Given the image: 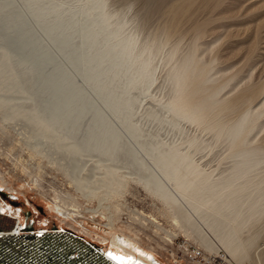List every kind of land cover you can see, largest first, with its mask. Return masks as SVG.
Here are the masks:
<instances>
[{
	"label": "bare ground",
	"instance_id": "bare-ground-1",
	"mask_svg": "<svg viewBox=\"0 0 264 264\" xmlns=\"http://www.w3.org/2000/svg\"><path fill=\"white\" fill-rule=\"evenodd\" d=\"M1 1L0 38L9 49L5 55L12 61L21 59L25 62L23 74H30L31 77L27 86L30 89L39 85L36 94L41 104L34 109L35 113L23 115L21 104L12 102L8 95H4L1 100V106L5 108L2 119L13 120L22 116L25 123L22 126L28 127L30 122L38 125L40 130L34 134L37 144L41 145L50 138L52 140L49 149L47 146V149L41 150L46 156L53 158L57 154L54 147L58 144L71 160L82 158L86 152L89 153L88 160L98 158L88 168L84 167L85 164L76 166V173L83 172L78 189L87 201L98 200L100 206L86 210L93 216L99 213L108 219L106 226L109 230L102 231L105 235H111L112 239L110 248H105L92 241L86 244L78 242L72 237L63 236L62 232L49 234L47 230H41L38 232L43 233L42 236L39 233L22 235L21 230L27 225L20 223L12 230L2 232L4 235L0 238H28L26 247L39 254L44 261L50 254L58 252L51 264H76V261L96 264L98 260L100 264H118L109 257V253L124 258L125 264H130L127 260L129 257L136 264H164L156 251L146 250L126 232L114 227L115 212L121 211L120 205L116 206L115 211H106L109 206H104L106 210L100 212L102 203L121 192L127 185L128 177L135 179L136 175V179L165 202L171 218L185 231L194 226L198 227L196 230H202L200 225H194L198 222L195 217L200 218L199 224L204 223L212 230L218 225L220 228L216 231L217 227L215 231L219 242L237 262H241L254 242L252 238L243 244L239 238L241 230L248 224L254 225L264 219V175L259 179L250 175L264 162V146L252 145L249 139L264 115V111H251L254 100L262 94L261 90L247 87L229 101L217 98L223 86L206 87L204 84L205 87H200L202 82L210 80V67L194 58L197 46L180 62L177 61L178 48L174 47L168 60L172 62L168 74L175 86L173 94L167 101L155 100L169 114L165 117L159 108L156 110L154 105L145 107L140 101V107L145 108L142 114L137 113L139 117L136 119L135 100L138 95L152 96L150 90L157 81V66L152 64L151 58L157 46L154 42L138 45V40L126 33L127 22L123 13L111 15L104 0H80L77 4L71 0H20L33 17V24H38L43 35L48 36L54 45L55 49H52V45H45L41 41V36L20 11L18 0ZM10 7L12 12L6 13ZM188 8L184 6L176 10L173 20L165 28L167 40L177 31L182 33L179 23L188 17ZM59 54L66 62L58 58ZM3 70L5 68H0V73ZM76 76L82 79V83L77 81ZM10 81L0 79V86ZM18 81L11 85L17 86ZM7 92L10 94L12 90ZM160 104L158 106L161 107ZM47 115L50 119L48 122ZM142 117L155 121L168 118L167 121L181 131L184 128L181 123L186 121L196 124L201 132H214L216 138L229 143V151L234 156L229 173L227 170V173L222 170L217 173L216 166L207 168L206 161L202 163L195 158L197 152L194 154L190 151L192 146L199 147L196 137L189 136L188 141L186 139L181 143L146 140L148 134L141 120L145 123L147 119L144 121ZM84 121L86 127L81 131L79 129ZM185 143H188L187 146ZM81 163H85V160ZM74 202L72 211L79 214L80 207L76 205L78 201L75 198ZM54 204L60 212L64 209L59 202L55 201ZM12 209L0 199V215L11 214ZM64 213L67 218L68 215ZM93 233L103 240L107 239L99 230ZM57 235H60L58 239ZM200 240L209 251L218 252L219 245L215 242L202 236ZM74 247L81 248L76 259L66 255ZM60 248L64 251H59Z\"/></svg>",
	"mask_w": 264,
	"mask_h": 264
},
{
	"label": "rangeland",
	"instance_id": "rangeland-1",
	"mask_svg": "<svg viewBox=\"0 0 264 264\" xmlns=\"http://www.w3.org/2000/svg\"><path fill=\"white\" fill-rule=\"evenodd\" d=\"M18 1L20 11L26 15V19L34 26L41 36V41L45 45H52L51 48L55 49L48 36L43 35L41 27L38 24H33L35 21L30 16L31 14L27 12L26 5L20 0ZM71 1L76 4L80 2V0ZM104 1L111 15L119 16L123 13L127 22L126 33L129 32L132 37L137 39L138 45L154 42V45L157 46V51L151 56L152 64L157 66L155 74L157 81L150 90L152 96L138 95V99L135 100L136 119L139 117L137 113L141 112L142 114L147 105L150 107L154 105L156 110L159 108L158 110H161L165 117L169 114L166 110L163 111L164 106L155 100L167 101L173 94V87L175 86H173L174 84L168 74L172 62H168V60L174 47L178 48L177 61L180 62L197 46L194 58L200 64L210 67V72H208L210 80L207 83L202 82L203 84L201 83L200 87H203L204 84H206V87L223 86L217 98L225 101L239 95L247 87H257L262 94L254 100L251 111L253 113L264 111V0ZM2 3L3 1L0 0V5ZM184 6L189 7V15L179 23L181 28L179 30L182 33L177 31L176 35L167 40L165 28L173 20L176 10ZM6 11V13L12 12L11 7ZM201 25L204 27L201 28ZM197 30H199L201 38L199 33L197 34ZM8 51L7 43L0 38V68H5L0 73V79L11 80L0 86V190H2L0 191V199L13 207L11 214L0 215V232L10 231L20 223L27 225L26 228L21 230L22 235H27V233L29 236L36 235L41 230H47L49 234L62 232L63 236L72 237L78 242L86 244L92 241L91 243H99L105 248H110L112 236L105 235L102 231L103 229L109 230L106 226L108 219L99 213L93 216L86 210L87 208L100 206L98 200L87 201L78 189L80 185L79 178L83 172L76 173V166L81 167L82 164H85L84 167L88 168L92 164L94 165V162H96L94 160L98 158L93 157L88 160L89 153L86 152L82 158L71 160L66 153L60 150L58 144L57 147H54L57 154L53 158L46 156L41 153V150L47 149L50 144L52 146V140L50 138L48 141L46 140L47 142L44 141L46 143L37 144L34 134L40 130L38 125L35 123L33 125L30 122L28 127L22 126L25 124L22 116L13 120L2 119L3 109L5 110V108L1 106V100L4 95H8V99L12 102L21 104L23 115L24 113L25 115L35 113L34 109L41 105L36 94L40 89L39 85L37 84L30 89L27 86V81L29 82L31 77L29 78L30 74H23V72L25 73V62L21 59L16 62L12 61L10 57L5 55ZM58 58L63 63L66 62L62 55L59 54ZM76 79L78 82L82 81L80 77L76 76ZM17 80L20 82L17 86L11 85ZM25 86H27L26 89ZM7 90H12V93L9 94ZM140 101L141 104H144V108L143 106L140 107ZM156 102L158 103L156 104ZM159 104L161 107L158 106ZM88 117L86 120L89 119ZM142 118L144 121L145 118L147 119L145 123L141 120L142 127L148 134L145 135L146 140H173L176 143L177 141L181 143L182 141L185 142L186 139L188 141L189 136L190 138L196 137L199 147L192 146L190 151L194 154L197 152L195 158L202 163L207 162L205 164L208 165L207 168H215L216 166L218 168L217 173L221 170L225 172L227 170L229 173L228 170L232 167L233 160H235L231 158H234V156L232 157L229 151V143L224 139L216 138L214 132H201L196 124L186 121H182L181 124L184 128L181 131L174 128L173 124H170L169 120L167 121L168 118H165V121L161 119L155 121L151 118H149L151 120H148L147 117ZM47 120L50 121L48 115L46 116V122H48ZM115 121L117 120L115 119ZM166 121L168 123L161 124V122ZM85 122L81 124L79 130L85 129ZM249 139L252 141V145L264 146V115L257 122V126L251 132ZM187 144L185 143V146ZM82 160H85V163H81ZM263 167L264 162L256 168L257 171L256 169L253 170L254 173L250 175L255 179H259L260 176L264 175ZM134 177L135 179H132V176L128 177L127 185L121 192L114 194L107 201H103L102 207L104 210L100 208V212L106 210L104 206H109L107 207L109 210L106 211H115L116 206L120 205L121 211L115 212L114 227L126 232L146 250L156 251L164 264H177L176 262L178 264H190L181 251L182 246L185 244L202 247L208 253L215 252L209 251L202 244L201 236L219 245V250L224 251L235 264H264V256L262 257V251L264 250V219L257 221L254 225L248 224L241 230L239 238L243 244L248 243L252 238H254V242L249 247L247 256L241 262H237L223 244L219 242L216 236V231L220 228L218 225L214 226L212 230L204 223L199 224L201 222L200 218L194 216L195 220L198 221L194 225H200L199 227L202 230H196L198 227L194 228L196 226L193 225L194 229L189 228V231H185L184 227H180L171 218L170 209L165 202L153 190L147 189L142 181L136 179V175ZM56 196L57 200L55 199ZM74 198L79 203H76L80 207L79 214L72 211L74 209L72 204L75 203ZM55 201L59 202L61 207H64L61 212L58 207L56 208ZM64 211L68 215L67 218H65ZM262 224L263 226H261ZM190 225L192 227V224ZM98 230L102 233L101 235L107 237L106 240L93 233V231ZM68 232H71L72 235ZM257 232H259L258 235H256ZM198 233L199 235H197ZM59 236L57 235V239ZM25 243L20 240L13 243L7 242L16 253L23 255L20 257H28L25 258L26 263L31 264L30 256L34 252L27 248L24 245ZM82 248L85 249V252H88L85 247L82 246ZM61 249L63 248H60L59 251H64ZM78 249L81 248L74 247V250L71 249L66 255L76 259L80 254ZM31 252L33 253L31 254ZM36 256L38 257L39 254H36ZM86 256H89V254ZM7 258L9 257L3 258L5 259L3 261H7L9 264H22L16 262V259L9 258V261ZM38 258L40 259V257ZM50 261L53 262L54 259H50ZM96 262V264L101 263L99 260ZM75 263L81 264L79 261Z\"/></svg>",
	"mask_w": 264,
	"mask_h": 264
},
{
	"label": "built area",
	"instance_id": "built-area-1",
	"mask_svg": "<svg viewBox=\"0 0 264 264\" xmlns=\"http://www.w3.org/2000/svg\"><path fill=\"white\" fill-rule=\"evenodd\" d=\"M181 251L190 264H235L222 250L208 253L202 247L185 244Z\"/></svg>",
	"mask_w": 264,
	"mask_h": 264
},
{
	"label": "flooded vegetation",
	"instance_id": "flooded-vegetation-1",
	"mask_svg": "<svg viewBox=\"0 0 264 264\" xmlns=\"http://www.w3.org/2000/svg\"><path fill=\"white\" fill-rule=\"evenodd\" d=\"M15 237H12V238H0V258L2 259V260H5V259H3V258H5V255H6V257L8 256L10 259H16L17 261L16 262H18V263H22V264H27L26 263V259L25 258H28V257H25V258H23V257H20V256H23V255H20L19 256V254L18 253H16V251H14L12 248H10L11 247V245H8L7 244V242H9V243H13L14 242V240L16 241H18V240H20V241H22V243H24V242H26V243H29V240H28V238H25V237H16L15 239H14ZM1 239H2V241H1ZM23 239H24V241H23ZM13 240V241H12ZM5 243H4V242ZM10 241H12V242H10ZM24 244L25 246H27V244ZM7 246H6V245ZM31 245H32V243H31ZM30 245V246H31ZM29 246V247H30ZM3 252V253H2ZM10 252V253H9ZM33 253V252H32ZM56 253H58V252H56ZM56 253H52V254H50L48 257H47V259H46V261H44V259L43 258H41V256L39 255L38 257H40L41 259H39L37 256H36V254L35 253H33L30 257H31V259H32V261H31V264H51L52 262L50 261L49 262V260L50 259H54L55 260V258H56V256H55V254ZM4 256V257H3ZM11 256V257H10ZM9 258H7L8 260H9ZM35 258V259H34ZM18 259H20V260H18ZM25 259V260H24ZM43 259V260H42ZM10 261V260H9ZM33 261H35V263H33ZM47 262V263H46ZM0 264H9L7 261H3L2 263H0Z\"/></svg>",
	"mask_w": 264,
	"mask_h": 264
},
{
	"label": "snow or ice",
	"instance_id": "snow-or-ice-1",
	"mask_svg": "<svg viewBox=\"0 0 264 264\" xmlns=\"http://www.w3.org/2000/svg\"><path fill=\"white\" fill-rule=\"evenodd\" d=\"M0 191H2V190H0ZM3 235H4V233L0 232V236H3ZM39 235L42 236L43 233H39ZM109 257H110L111 259H113V260L118 261V264H125V260H124V258H122V257L113 256L111 253H109ZM127 260L130 262V264H136L135 261H132V260H131V257L127 258Z\"/></svg>",
	"mask_w": 264,
	"mask_h": 264
}]
</instances>
